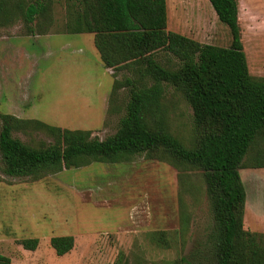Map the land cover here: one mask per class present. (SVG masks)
Listing matches in <instances>:
<instances>
[{"label":"rangeland","instance_id":"obj_1","mask_svg":"<svg viewBox=\"0 0 264 264\" xmlns=\"http://www.w3.org/2000/svg\"><path fill=\"white\" fill-rule=\"evenodd\" d=\"M46 33L27 34L20 21L0 28V113L37 119L67 129L88 130L101 140L124 113L128 87L109 96L113 80L130 70H105L89 33L63 28L66 0H50ZM240 42L250 75L264 76V0H237ZM167 30L196 42L229 45L228 28L207 0H165ZM155 60L175 68L178 60L159 50ZM169 130L187 143L190 107L164 87ZM110 97V98H109ZM110 99V100H109ZM12 136L26 144L50 139L40 131ZM245 191L244 225L264 234V168L240 169ZM199 174L181 179L171 165L133 154L118 163L91 162L38 180L0 171V254L9 264H164L184 256L192 264L212 261L213 221ZM164 230L170 247L154 244L150 232ZM70 235L69 251L56 256L51 236ZM36 238L33 250L15 242Z\"/></svg>","mask_w":264,"mask_h":264},{"label":"trees","instance_id":"obj_2","mask_svg":"<svg viewBox=\"0 0 264 264\" xmlns=\"http://www.w3.org/2000/svg\"><path fill=\"white\" fill-rule=\"evenodd\" d=\"M207 1L228 28L227 47L167 30L164 0H66L65 32L92 34L104 67L134 73L111 85V101L116 89L128 87L124 113L115 131L101 140L90 137L88 130L0 113V171L38 180L63 169L91 162L118 163L142 153L171 165L181 179L189 172L199 174L213 221L209 264H264V234L242 227L244 190L238 173L264 168V76H252L247 70L237 0ZM50 4V0H0V28L20 21L27 34L46 33L52 23ZM159 50L173 55L178 65L161 66L155 60ZM165 86L190 107L192 129L187 143L169 130ZM13 131H40L50 141L26 144L12 136ZM168 234L157 230L149 237L155 245L168 248ZM15 242L33 250L37 239ZM48 242L61 256L71 249L73 238L51 236ZM0 264H9V258L0 254ZM164 264L192 263L176 256Z\"/></svg>","mask_w":264,"mask_h":264},{"label":"crops","instance_id":"obj_3","mask_svg":"<svg viewBox=\"0 0 264 264\" xmlns=\"http://www.w3.org/2000/svg\"><path fill=\"white\" fill-rule=\"evenodd\" d=\"M164 3H165V0H164ZM165 12H166V6H165ZM166 29H167V18H166ZM173 32V31H172ZM90 34V33H89ZM91 37H92V34H91ZM93 45V44H92ZM96 51V50H95ZM99 59V58H98ZM100 62V61H99ZM100 64H101V62H100ZM102 65V64H101ZM102 67L105 69V70H107V69H111V68H106V67H104L103 65H102ZM111 70H113V69H111ZM114 71V70H113ZM246 169H261V168H246ZM240 170V169H239ZM244 190V189H243ZM245 191H244V204H243V215H242V227L244 228V229H246V230H249V229H247L246 227H245V225H244V208H245V202H246V200H245ZM249 231H251V232H255V231H252V230H249ZM257 233H261V232H257Z\"/></svg>","mask_w":264,"mask_h":264}]
</instances>
